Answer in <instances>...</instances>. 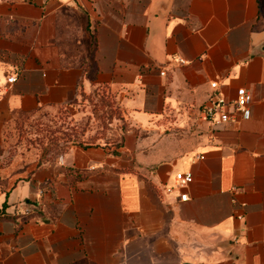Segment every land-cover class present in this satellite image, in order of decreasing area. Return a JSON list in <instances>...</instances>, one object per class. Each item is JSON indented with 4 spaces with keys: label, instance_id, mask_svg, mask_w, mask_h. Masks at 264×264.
<instances>
[{
    "label": "crops",
    "instance_id": "0c3cea01",
    "mask_svg": "<svg viewBox=\"0 0 264 264\" xmlns=\"http://www.w3.org/2000/svg\"><path fill=\"white\" fill-rule=\"evenodd\" d=\"M238 89L247 120H203ZM101 90L116 144L7 159L15 122ZM199 262L264 264V0H0V264Z\"/></svg>",
    "mask_w": 264,
    "mask_h": 264
},
{
    "label": "rangeland",
    "instance_id": "374dc122",
    "mask_svg": "<svg viewBox=\"0 0 264 264\" xmlns=\"http://www.w3.org/2000/svg\"><path fill=\"white\" fill-rule=\"evenodd\" d=\"M125 129L115 100L101 90L83 96L70 108L15 122L5 133L4 147L7 159L23 157L41 162L55 159L73 146L114 145Z\"/></svg>",
    "mask_w": 264,
    "mask_h": 264
},
{
    "label": "built area",
    "instance_id": "2783aa9c",
    "mask_svg": "<svg viewBox=\"0 0 264 264\" xmlns=\"http://www.w3.org/2000/svg\"><path fill=\"white\" fill-rule=\"evenodd\" d=\"M160 76H164L163 72H160ZM15 80L14 77L7 79V83L11 84ZM216 84H211V88H215ZM251 103V95L245 89H238L236 91L235 100L232 104H227L222 99H217L215 103L210 102L204 105L200 114L204 121L210 122L214 125H222L229 121V118L233 114H239L243 119L249 118V104ZM193 178L191 173H177L174 177V184L172 188L166 190L167 193L176 190L178 192V199L180 202L187 200V194L184 190L192 183ZM29 210H24L22 215L28 216ZM197 264H204L199 262Z\"/></svg>",
    "mask_w": 264,
    "mask_h": 264
},
{
    "label": "trees",
    "instance_id": "16d2710c",
    "mask_svg": "<svg viewBox=\"0 0 264 264\" xmlns=\"http://www.w3.org/2000/svg\"><path fill=\"white\" fill-rule=\"evenodd\" d=\"M124 131H122V133H123ZM122 137V136H121ZM119 145H120V142H119Z\"/></svg>",
    "mask_w": 264,
    "mask_h": 264
}]
</instances>
